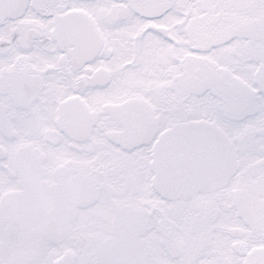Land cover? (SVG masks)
Returning a JSON list of instances; mask_svg holds the SVG:
<instances>
[{"label":"snow or ice","instance_id":"1","mask_svg":"<svg viewBox=\"0 0 264 264\" xmlns=\"http://www.w3.org/2000/svg\"><path fill=\"white\" fill-rule=\"evenodd\" d=\"M0 264H264V0H0Z\"/></svg>","mask_w":264,"mask_h":264}]
</instances>
